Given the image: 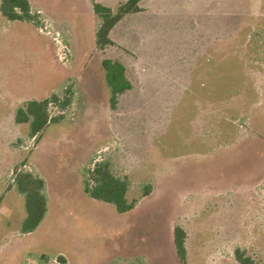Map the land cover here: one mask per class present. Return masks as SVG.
<instances>
[{
    "label": "rangeland",
    "instance_id": "rangeland-1",
    "mask_svg": "<svg viewBox=\"0 0 264 264\" xmlns=\"http://www.w3.org/2000/svg\"><path fill=\"white\" fill-rule=\"evenodd\" d=\"M125 1L29 0L39 27L0 13V264H180L176 225L187 264H239L236 249L264 264V0H141L99 50L93 3ZM105 58L132 83L115 109ZM65 87L72 104L38 139L15 123ZM108 160L138 199L128 213L83 190L82 169ZM17 170L46 182L28 235Z\"/></svg>",
    "mask_w": 264,
    "mask_h": 264
},
{
    "label": "trees",
    "instance_id": "trees-1",
    "mask_svg": "<svg viewBox=\"0 0 264 264\" xmlns=\"http://www.w3.org/2000/svg\"><path fill=\"white\" fill-rule=\"evenodd\" d=\"M140 1L127 0L121 3L116 11L101 3H93L94 13L99 19V25L95 31V42L99 50L103 51L114 45L110 38V32L124 17L141 11ZM0 13L10 22H26L37 27L41 25L40 13L32 9L29 0H0ZM102 66L106 85L110 91V106L115 109L119 97L131 90L132 83L127 76L126 67L120 61L105 58L102 60ZM63 90H57L42 100L25 101L15 111V123L28 125L29 136L38 139L48 125L64 118L63 114L52 116L50 109L57 106L61 110H66L72 104L75 97L73 87H65ZM91 163L92 161L89 164ZM89 164L82 169V184L85 194L94 200L110 204L118 214L133 210L138 199L130 200L128 197L131 188L129 178L117 175L113 170L111 160L98 161L92 168ZM13 185L24 198L26 216L20 231L22 234H30L42 223L48 210L45 194L46 182L37 173L29 170H17L13 178ZM142 190L141 196L146 197L151 194L152 187L145 185ZM173 241L179 263L187 264L186 232L179 225L174 227ZM235 258L239 264H258L240 249L235 250ZM42 259L48 261L50 257L42 256ZM58 259L62 264H65V258L59 256ZM129 264H139V262H130Z\"/></svg>",
    "mask_w": 264,
    "mask_h": 264
},
{
    "label": "crops",
    "instance_id": "crops-1",
    "mask_svg": "<svg viewBox=\"0 0 264 264\" xmlns=\"http://www.w3.org/2000/svg\"><path fill=\"white\" fill-rule=\"evenodd\" d=\"M25 235H28V234H25Z\"/></svg>",
    "mask_w": 264,
    "mask_h": 264
}]
</instances>
